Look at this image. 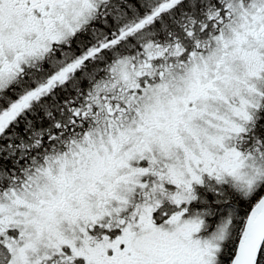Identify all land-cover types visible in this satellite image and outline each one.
<instances>
[{
    "label": "snow or ice",
    "instance_id": "1",
    "mask_svg": "<svg viewBox=\"0 0 264 264\" xmlns=\"http://www.w3.org/2000/svg\"><path fill=\"white\" fill-rule=\"evenodd\" d=\"M0 264H264V0H0Z\"/></svg>",
    "mask_w": 264,
    "mask_h": 264
}]
</instances>
